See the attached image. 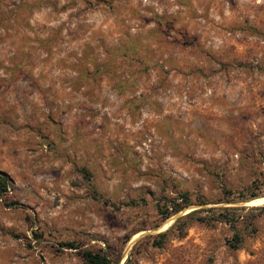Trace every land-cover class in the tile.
Listing matches in <instances>:
<instances>
[{
  "label": "rangeland",
  "instance_id": "obj_1",
  "mask_svg": "<svg viewBox=\"0 0 264 264\" xmlns=\"http://www.w3.org/2000/svg\"><path fill=\"white\" fill-rule=\"evenodd\" d=\"M0 172V264H264V0H0Z\"/></svg>",
  "mask_w": 264,
  "mask_h": 264
},
{
  "label": "trees",
  "instance_id": "obj_2",
  "mask_svg": "<svg viewBox=\"0 0 264 264\" xmlns=\"http://www.w3.org/2000/svg\"><path fill=\"white\" fill-rule=\"evenodd\" d=\"M9 185V179L6 176V174L0 172V195L4 194L7 190V187ZM181 207H172V212H175L177 210H179ZM195 210L190 211L189 213L194 212ZM228 220V219H227ZM229 222V220H228ZM166 230L163 232H159L157 233L158 237H162L164 236ZM237 236L236 234L233 232L232 237H231V241L233 242H229V245L231 247H237V240H236ZM235 240V241H234ZM239 244V243H238ZM82 258L89 264H117L116 260H112L110 259L106 254L102 253H97V252H92L90 250H83L81 253ZM129 261L128 258L125 259L123 264H126Z\"/></svg>",
  "mask_w": 264,
  "mask_h": 264
}]
</instances>
